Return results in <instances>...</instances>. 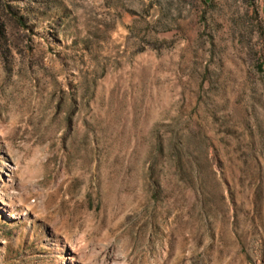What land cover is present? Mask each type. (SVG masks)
Listing matches in <instances>:
<instances>
[{
  "label": "rangeland",
  "instance_id": "rangeland-1",
  "mask_svg": "<svg viewBox=\"0 0 264 264\" xmlns=\"http://www.w3.org/2000/svg\"><path fill=\"white\" fill-rule=\"evenodd\" d=\"M0 264H264V0H0Z\"/></svg>",
  "mask_w": 264,
  "mask_h": 264
}]
</instances>
